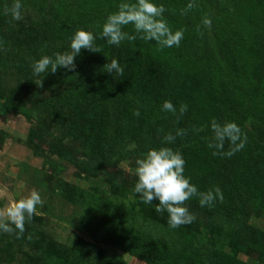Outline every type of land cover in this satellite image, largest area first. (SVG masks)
<instances>
[{"label": "rangeland", "instance_id": "obj_1", "mask_svg": "<svg viewBox=\"0 0 264 264\" xmlns=\"http://www.w3.org/2000/svg\"><path fill=\"white\" fill-rule=\"evenodd\" d=\"M22 2L14 21L13 0H0V210L33 190L43 204L19 239L0 233V264H264V186L248 189L255 173L264 181V0H153L184 34L163 50L131 24L123 31L135 40L99 39L121 0ZM78 30L99 53L34 77L33 63L70 51ZM113 59L122 75L106 72ZM165 101L187 111L162 112ZM212 121L238 125L244 147L230 157L227 141L210 148ZM160 147L182 154L198 191L221 189L227 201L206 206L218 213L194 197L185 206L195 219L172 229L156 201L133 196L135 161Z\"/></svg>", "mask_w": 264, "mask_h": 264}, {"label": "clouds", "instance_id": "obj_2", "mask_svg": "<svg viewBox=\"0 0 264 264\" xmlns=\"http://www.w3.org/2000/svg\"><path fill=\"white\" fill-rule=\"evenodd\" d=\"M192 7L193 3L190 2L187 8ZM22 9V0H13L5 12L12 20L19 21L22 19ZM165 11L162 4L157 5L153 0H121L118 10L106 17L99 39H103L109 46H119L122 41L135 40L136 35L123 31L125 26L131 24L141 40L147 43L154 41L161 50L178 47L184 34L182 31L172 32L164 19ZM203 23L211 26L209 19H205ZM96 38L90 31L78 30L70 38V51L56 53L54 56L45 55L33 63V76L55 74L60 68L65 71H74L75 60L82 50L99 53L94 43ZM104 68L111 75H122L124 71L115 59L108 62ZM43 80H40V86ZM187 107L186 104H181L177 110L171 101H165L161 105V111L173 115L178 113L179 117L187 111ZM211 131L213 136L212 142L209 143L210 148L221 149L226 141L233 146L231 151L223 153L225 156L230 157L244 147L245 140L242 138L239 126L235 123L221 125L212 121ZM183 134V130H177L175 135L167 133L164 136V142L170 144L176 136ZM135 165L133 171L136 182L132 189L133 196H139L145 205H153V201H156L153 205L155 211L168 214V224L172 229L189 224L195 219L185 206L186 201L196 197L199 200V206L203 208L213 206L214 201L222 202L223 200V193L219 187H213L206 192L198 191L197 187L184 175L185 160L182 154L170 147L149 149L142 154V158L135 161ZM42 204L41 195L36 190L21 199H14L8 207L0 210V233L15 234L19 239L25 231V223L39 214L38 207Z\"/></svg>", "mask_w": 264, "mask_h": 264}, {"label": "trees", "instance_id": "obj_3", "mask_svg": "<svg viewBox=\"0 0 264 264\" xmlns=\"http://www.w3.org/2000/svg\"><path fill=\"white\" fill-rule=\"evenodd\" d=\"M10 109H13V107L11 108V106H10ZM14 113L16 115H20V116H23L25 118H30V114L27 110L17 108L14 110ZM32 135H33V132H32V130H30L29 131V140L30 141H32ZM80 165H81V163H80ZM255 174L253 175L254 177H253L252 181L248 183V189L251 192V194L254 196L259 195L261 190H262V187L264 186V181L260 180V178H256ZM226 201H227V198H223L222 202H220V201H217V202L223 203ZM218 205H219V203L212 208H206V207H203V208H206V210H208L210 215H214V214L219 212V209H222ZM224 211L228 213L231 211V209L228 208V211L227 210H224ZM178 260H179V258H178Z\"/></svg>", "mask_w": 264, "mask_h": 264}]
</instances>
